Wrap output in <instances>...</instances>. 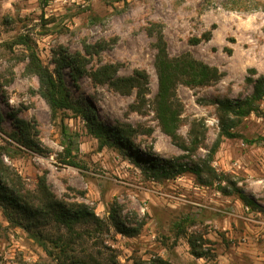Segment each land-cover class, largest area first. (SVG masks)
Here are the masks:
<instances>
[{"label":"rangeland","instance_id":"obj_1","mask_svg":"<svg viewBox=\"0 0 264 264\" xmlns=\"http://www.w3.org/2000/svg\"><path fill=\"white\" fill-rule=\"evenodd\" d=\"M158 31L170 59L189 55L218 73L206 86H176L177 144L154 111ZM30 53L52 74L70 60L61 73L71 99L125 131L130 147L100 149L79 116L52 114ZM104 67L113 79L146 75L139 111L135 89L92 79ZM262 80L264 0H0V170L102 222L71 235L41 229L43 248L0 211V264H264V97L233 139L220 136L216 105L250 99ZM178 166L199 176L176 175ZM112 214L137 234L117 232Z\"/></svg>","mask_w":264,"mask_h":264},{"label":"trees","instance_id":"obj_2","mask_svg":"<svg viewBox=\"0 0 264 264\" xmlns=\"http://www.w3.org/2000/svg\"><path fill=\"white\" fill-rule=\"evenodd\" d=\"M156 39V56L154 61L158 78V91L154 100V111L159 122L161 131L177 144V130L180 122V111L175 105V89L178 84L195 88L206 86L217 80L216 69L198 62L189 55H183L176 59H170L166 52V45L158 31ZM199 42V40H195ZM28 70L37 77L39 83V95L47 103L50 112L70 111L79 116L85 123L86 130L98 142L102 148H125L130 147L129 140L125 137V131L114 129L102 124L94 115V110L74 102L68 94L61 70L68 66L67 59H62L58 69L52 74L40 62L39 58L30 53L28 57ZM69 67V66H68ZM114 71L110 67H104L92 74V79L98 83H107L113 90L129 94L136 90L137 104L132 105L134 111L141 109L146 95L147 78L142 73H136L132 77L113 79ZM264 97V80L257 83L255 91L250 99L243 102L229 100L216 102L218 119L220 124V136L233 139L237 135L234 132L237 121L247 118L256 112L255 103ZM1 122V120H0ZM136 164L146 163L145 160L135 157ZM69 166L79 168L78 164L69 161ZM148 170L157 175L164 167L155 162H150ZM164 173V172H162ZM192 173L199 176L197 170L178 166L176 175ZM169 177L170 173L164 174ZM155 179L156 177H152ZM240 200L249 204L247 199L238 194ZM0 211L5 221L14 227L23 229L38 245L44 248L41 241L43 234L41 229L49 226H59L68 235L75 233L79 226L98 227L102 222L97 219L92 211L84 205H66L58 201L42 183L37 186L36 193L31 195L26 192L20 178L10 174L9 170H0ZM112 225L120 234L133 237L137 231L122 227L118 217L111 215ZM191 248L192 245L189 243Z\"/></svg>","mask_w":264,"mask_h":264}]
</instances>
